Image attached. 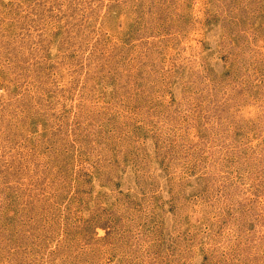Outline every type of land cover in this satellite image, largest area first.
<instances>
[{"label": "rangeland", "instance_id": "obj_1", "mask_svg": "<svg viewBox=\"0 0 264 264\" xmlns=\"http://www.w3.org/2000/svg\"><path fill=\"white\" fill-rule=\"evenodd\" d=\"M0 264H264V0H0Z\"/></svg>", "mask_w": 264, "mask_h": 264}]
</instances>
